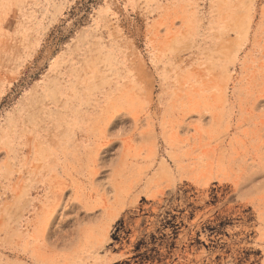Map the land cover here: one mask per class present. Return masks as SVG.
<instances>
[{
	"label": "rangeland",
	"instance_id": "374dc122",
	"mask_svg": "<svg viewBox=\"0 0 264 264\" xmlns=\"http://www.w3.org/2000/svg\"><path fill=\"white\" fill-rule=\"evenodd\" d=\"M0 264H264V0H0Z\"/></svg>",
	"mask_w": 264,
	"mask_h": 264
}]
</instances>
